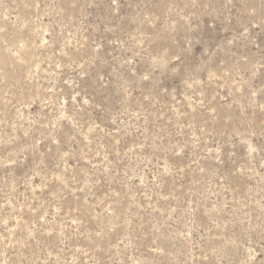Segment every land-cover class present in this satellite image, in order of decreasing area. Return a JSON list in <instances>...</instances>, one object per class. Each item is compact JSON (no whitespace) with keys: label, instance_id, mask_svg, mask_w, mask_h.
I'll return each mask as SVG.
<instances>
[{"label":"rangeland","instance_id":"1","mask_svg":"<svg viewBox=\"0 0 264 264\" xmlns=\"http://www.w3.org/2000/svg\"><path fill=\"white\" fill-rule=\"evenodd\" d=\"M0 264H264V0H0Z\"/></svg>","mask_w":264,"mask_h":264}]
</instances>
